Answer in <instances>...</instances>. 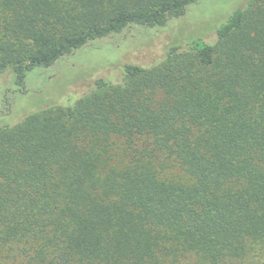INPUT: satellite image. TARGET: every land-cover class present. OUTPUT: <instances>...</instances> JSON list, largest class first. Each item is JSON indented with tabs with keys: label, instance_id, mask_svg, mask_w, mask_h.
Returning a JSON list of instances; mask_svg holds the SVG:
<instances>
[{
	"label": "trees",
	"instance_id": "1",
	"mask_svg": "<svg viewBox=\"0 0 264 264\" xmlns=\"http://www.w3.org/2000/svg\"><path fill=\"white\" fill-rule=\"evenodd\" d=\"M198 1L0 0V75L21 86L32 69L132 27H164ZM257 253L264 0L233 11L213 44L172 46L153 66L124 65L117 83L96 80L68 106L0 126V255L235 264Z\"/></svg>",
	"mask_w": 264,
	"mask_h": 264
},
{
	"label": "rangeland",
	"instance_id": "2",
	"mask_svg": "<svg viewBox=\"0 0 264 264\" xmlns=\"http://www.w3.org/2000/svg\"><path fill=\"white\" fill-rule=\"evenodd\" d=\"M250 0H199L184 14L161 28L132 27L123 32L86 44L57 60L48 68H35L25 74L18 91L14 75H0V126L12 125L21 117L51 107L68 106L93 88L98 79L121 81L124 65L153 66L162 61L172 46L185 49L191 40L213 44L216 29ZM259 253V251H258ZM256 254L235 264H259L264 255ZM254 260V261H253ZM252 262V263H251ZM0 264H26L11 254H1Z\"/></svg>",
	"mask_w": 264,
	"mask_h": 264
},
{
	"label": "flooded vegetation",
	"instance_id": "3",
	"mask_svg": "<svg viewBox=\"0 0 264 264\" xmlns=\"http://www.w3.org/2000/svg\"><path fill=\"white\" fill-rule=\"evenodd\" d=\"M20 88H18V91H21V86H19Z\"/></svg>",
	"mask_w": 264,
	"mask_h": 264
}]
</instances>
